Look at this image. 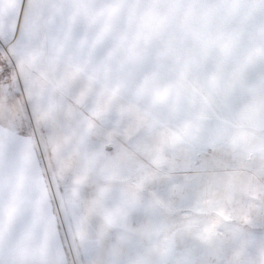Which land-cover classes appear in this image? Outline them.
I'll return each mask as SVG.
<instances>
[{
	"label": "snow or ice",
	"instance_id": "6c2138e0",
	"mask_svg": "<svg viewBox=\"0 0 264 264\" xmlns=\"http://www.w3.org/2000/svg\"><path fill=\"white\" fill-rule=\"evenodd\" d=\"M161 204L152 264H264V0H0V264H143Z\"/></svg>",
	"mask_w": 264,
	"mask_h": 264
},
{
	"label": "rangeland",
	"instance_id": "374dc122",
	"mask_svg": "<svg viewBox=\"0 0 264 264\" xmlns=\"http://www.w3.org/2000/svg\"><path fill=\"white\" fill-rule=\"evenodd\" d=\"M158 186H150L139 195L141 198H149L151 192L159 191ZM163 209V204L157 208L149 209L146 216L133 213L129 216V225L135 230L133 233L136 239L140 254L143 257V264H152V257L160 253L177 249L185 244L188 229L181 227L177 223V217L168 214L162 223H155L154 218ZM191 227H197L195 220Z\"/></svg>",
	"mask_w": 264,
	"mask_h": 264
}]
</instances>
